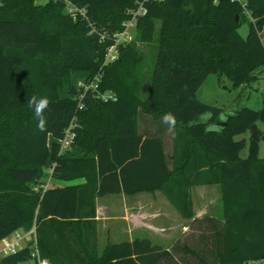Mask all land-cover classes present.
Instances as JSON below:
<instances>
[{"label": "trees", "instance_id": "16d2710c", "mask_svg": "<svg viewBox=\"0 0 264 264\" xmlns=\"http://www.w3.org/2000/svg\"><path fill=\"white\" fill-rule=\"evenodd\" d=\"M136 2L0 0V115L17 113L0 135V239L33 227L28 242L0 256V264H183L146 237L108 242L97 253L96 197L155 191L182 218L212 223L205 235L211 233L213 244L203 250L217 264L264 258V156L257 153L263 136L250 131L255 121L264 122V94L258 109L229 113L196 97L209 73L218 80L226 75L232 87L259 77L264 0L145 2L134 25L136 40L152 41L159 20L145 99L135 71L142 55L134 42L124 41L116 58L104 62ZM242 22L248 24L244 36L238 32ZM105 92L113 98L103 99ZM41 98L47 99L42 132L28 103ZM141 114L162 123L166 114L174 117L173 126L165 123L168 152L161 129L139 130ZM72 116V146L58 154L56 141ZM245 132L248 138L234 137ZM48 166L52 181H82L34 190ZM208 184L220 186L221 219L193 216L191 188ZM180 248L207 264L202 249Z\"/></svg>", "mask_w": 264, "mask_h": 264}, {"label": "rangeland", "instance_id": "374dc122", "mask_svg": "<svg viewBox=\"0 0 264 264\" xmlns=\"http://www.w3.org/2000/svg\"><path fill=\"white\" fill-rule=\"evenodd\" d=\"M47 0H36L37 4H41L46 2ZM242 25L238 28V32L241 36H244L247 33L248 30V24L246 22H242ZM154 34L153 39L150 42H142L137 41L135 37V27L134 26H127L126 31L128 34V39L135 43L137 50L142 55V60L139 62V64L136 65L135 71L137 73V76L140 77L141 82L138 87V91L140 92V97L142 99L147 98L148 96V87H149V80H150V73L153 68L154 62H155V53L157 50V43H156V37L159 30V20H155L154 24ZM260 39H264V32L260 33ZM259 77L256 80H253V82H250L246 86H237L232 87L230 79L226 75H222L220 80H218V76L215 73H209L205 80L200 84V86L197 88L196 91V97L201 100L202 102H206L208 104L216 105L224 110V112H233L234 110H237L239 107L246 106L251 109H258L261 104L260 100L262 95L264 94V66H261L258 71ZM80 84V83H79ZM16 112H12L10 114H1L0 115V135L7 134L8 131V125L12 123L13 120L16 118ZM204 118V115L201 116V119ZM73 120L77 124V120L75 116H72L69 122ZM139 124V130H148L149 132H155L158 129H161V135L162 138L165 140L166 146L165 150L168 152L170 147V127L162 123L161 121H151L150 117L145 114H141V117L138 120ZM256 129L261 132L262 136L258 143V149L257 153L260 157L264 156V122L261 120H257L254 122ZM248 132L240 133L239 135L234 136L236 139H239L240 137L248 138ZM247 145L240 151V155L242 157L247 156ZM48 172V167L45 169V173ZM76 180H72L69 182H75ZM53 184H59L61 185L64 181L60 180H53ZM210 187H213L217 189L216 185H212ZM199 187L194 186L192 188L194 198L196 202H199V198L201 197H212L215 198L216 193L213 189H209L207 192H204V190H196ZM192 194V193H191ZM100 205H105L108 207L109 210L114 209V212H117L118 209H122L125 205H130L129 209H132L135 214L140 212V215L147 216L148 220L150 221V224L152 227H161L162 225H169L166 220L171 221L174 225V220L172 218V213L168 206L172 209V211L177 215L175 210L172 208L170 204H168L166 198L162 194V192L157 191L154 193L149 192H143V193H136L132 195H124V194H111V195H105L100 196L98 200ZM166 204H165V203ZM139 204V208L136 204ZM200 204V203H198ZM211 204V212L214 217H216L217 214V206L218 210H221V202H219V199H217V203L215 202L210 203ZM142 205V207H140ZM168 205V206H167ZM166 212V218H163V215ZM101 213L103 211L101 210ZM222 212H220L221 215ZM219 214V212H218ZM180 218V217H179ZM216 218L221 219L219 216ZM166 219V220H164ZM184 226H186V231L175 235L170 236H163L161 231H154L155 234L150 237L148 234L147 237H149L151 243L157 244L163 247L170 248L171 252H173V255L179 259V261L183 264H198L196 259L190 254V252L183 250V246H188V248L192 250H198L201 251V253L206 256L207 264H217V259L213 256L206 255V251L203 249L208 247L207 245L213 244V239L211 237V233H207L205 235V229L211 228L212 223H207L203 221L193 222L190 221H182ZM181 223V224H182ZM204 230L203 232H200L198 234V231ZM105 227H100V233H98V249L99 251L105 245V235L104 234ZM27 232L26 230H24ZM211 231V230H210ZM204 235H203V234ZM177 234V235H176ZM128 240V237L126 236H114L110 238V242H121ZM24 241V240H23ZM26 241L25 243H27ZM24 244V242H22ZM1 244V243H0ZM175 247V248H174ZM174 248V249H173Z\"/></svg>", "mask_w": 264, "mask_h": 264}, {"label": "crops", "instance_id": "0c3cea01", "mask_svg": "<svg viewBox=\"0 0 264 264\" xmlns=\"http://www.w3.org/2000/svg\"><path fill=\"white\" fill-rule=\"evenodd\" d=\"M261 32L262 33L264 32V27H263ZM262 40H264V39H262ZM260 103H261V100H260ZM81 181H82V179H78L75 182H69L68 181V182H63L62 184H76V183H79ZM57 185H59V184H57ZM212 185H216L217 189L210 187ZM194 186L199 187V188L195 189V191L196 190H202V191L204 190V192H207L209 189H213L216 193L215 198H212L209 196H206V197L204 196V197L199 198V202L198 201L196 202L197 199L195 200L194 195H193V191H192V188ZM192 188H191V193H192L191 194V201L193 203V216L198 217V218L202 217V216H209V215L215 216L211 212L212 210H211V204L210 203L215 202V204H216L217 199H219V202H220V196H221L220 186H218L217 184L193 185ZM155 192H157V191H155ZM112 194L117 195V194H123V193H112ZM98 200H99V197H96V199H95V206H96L95 220L97 222V229H96L97 253H100L102 248H103L102 247L100 251L98 249V241H99L98 233H100V227L101 226L105 227L104 234H106L105 235V241H106L105 244H106L108 242L112 243V242H110V238H112L113 235L114 236H119V235L120 236L121 235L126 236V237H128V240H126V241L129 242V240H132L134 238H145L146 237L149 239V237H147V235L149 234L150 237L153 236L155 234V232H154L155 230L161 231L160 234L162 233L163 236L175 235L174 234L175 232L177 234H181V233L185 232L187 229L186 228L187 224L184 226L182 221H184V220L190 221L188 219L182 218L168 201H167L168 204H170L172 206V208L175 210V212L177 213V215H176L172 211V209L167 205L168 208L170 209L172 215H173L172 218H173L175 224L173 225L171 223L172 220L169 221V220L164 219V220H166V222L169 225H162L161 227L157 228V227H152L147 216L140 215L139 211H137L138 213L135 214V212L132 209H129L130 205H128V206L125 205L122 209H118L117 212H114L113 211L114 209L109 210L107 206H105L103 204L100 205ZM198 203H200V204H198ZM139 204L138 203L136 204L138 208H139ZM216 206H217L216 217L219 216L221 218L220 212H222V209L218 210V205L216 204ZM140 207H142V205ZM101 210L103 211V213H101ZM218 212H219V214H218ZM163 213H165L163 215V218H166V212H163ZM17 230L20 233L25 232L21 228H19ZM8 236H10V235H8ZM31 236H32V233L24 238V241H23L24 244L26 241H28L31 238ZM0 243H1V241H0ZM113 243H115V242H113ZM1 245H2V243L0 244V248H1ZM2 255H4V254L0 250V256H2ZM43 261H44V263H46V260H43ZM37 263H38V261H37ZM37 263L34 261H30V262L20 263V264H37Z\"/></svg>", "mask_w": 264, "mask_h": 264}, {"label": "built area", "instance_id": "2783aa9c", "mask_svg": "<svg viewBox=\"0 0 264 264\" xmlns=\"http://www.w3.org/2000/svg\"><path fill=\"white\" fill-rule=\"evenodd\" d=\"M147 1H154V0H137L136 6L133 10H131V15L128 19L123 21V27L124 29L122 32L115 33L111 45L107 47V50L104 55V62L107 63V61H111L116 58L117 53H118V48L120 45H123L124 41H128L129 37L126 31L127 26H134L135 21L138 17V15L144 14L145 7L144 4ZM214 2L216 0H213ZM240 3L243 0H237ZM75 9L74 6H72L69 2L66 3L65 10L69 13H72L73 10ZM103 99H106L108 97L113 98V94L110 92H105L101 95ZM76 127V123L71 120L67 127L64 130L63 135L61 136L60 139H58L56 142L58 143V154H60L63 151L70 150L72 146V141L75 136V131L73 128ZM51 166H48V172L46 173L45 179H43L42 182L35 183L33 185L34 190H39V191H44L48 186L51 185L52 183V175L51 173ZM33 232V227L30 229L28 232L20 233L18 230H15L13 233L10 234V236H5L0 239L2 245L0 250L2 251L3 254H8V253H13L15 252L18 248L23 246V240L26 236L30 235ZM36 252L35 250L32 251V254L34 255ZM38 263L40 261L38 260ZM243 264H264V258L259 257L258 259H247L243 262Z\"/></svg>", "mask_w": 264, "mask_h": 264}, {"label": "clouds", "instance_id": "9594fccd", "mask_svg": "<svg viewBox=\"0 0 264 264\" xmlns=\"http://www.w3.org/2000/svg\"><path fill=\"white\" fill-rule=\"evenodd\" d=\"M29 105L33 108V114L37 119V129L39 131H44L45 129V118L43 116V110L47 107V99L41 98L40 100L36 101L34 99H30L28 101ZM163 121L170 126L175 124V119L171 114H166L163 117Z\"/></svg>", "mask_w": 264, "mask_h": 264}, {"label": "water", "instance_id": "95a60500", "mask_svg": "<svg viewBox=\"0 0 264 264\" xmlns=\"http://www.w3.org/2000/svg\"><path fill=\"white\" fill-rule=\"evenodd\" d=\"M122 47H123V45H120L119 48H118V50H121ZM250 131H251L252 133H255V131H257L255 124H252V125L250 126Z\"/></svg>", "mask_w": 264, "mask_h": 264}]
</instances>
